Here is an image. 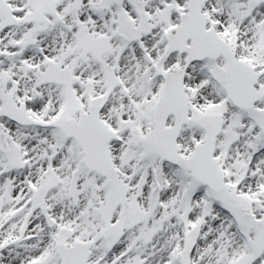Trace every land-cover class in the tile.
Wrapping results in <instances>:
<instances>
[{
  "label": "snow or ice",
  "instance_id": "snow-or-ice-1",
  "mask_svg": "<svg viewBox=\"0 0 264 264\" xmlns=\"http://www.w3.org/2000/svg\"><path fill=\"white\" fill-rule=\"evenodd\" d=\"M0 264H264V0H0Z\"/></svg>",
  "mask_w": 264,
  "mask_h": 264
}]
</instances>
